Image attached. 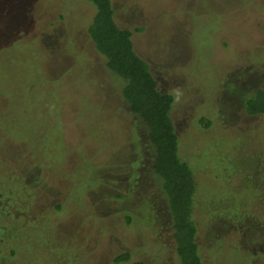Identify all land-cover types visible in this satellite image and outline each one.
Masks as SVG:
<instances>
[{
	"label": "rangeland",
	"instance_id": "374dc122",
	"mask_svg": "<svg viewBox=\"0 0 264 264\" xmlns=\"http://www.w3.org/2000/svg\"><path fill=\"white\" fill-rule=\"evenodd\" d=\"M112 2L158 88L174 96L205 263L264 264V117L242 105L264 88V0ZM93 16L84 0H0V240L66 190L68 204L88 207L58 217L90 254L82 264L125 251L176 264L145 127L89 37ZM25 198L34 202L22 211Z\"/></svg>",
	"mask_w": 264,
	"mask_h": 264
},
{
	"label": "trees",
	"instance_id": "16d2710c",
	"mask_svg": "<svg viewBox=\"0 0 264 264\" xmlns=\"http://www.w3.org/2000/svg\"><path fill=\"white\" fill-rule=\"evenodd\" d=\"M84 1L94 8L88 26L89 37L105 59L106 68L124 81L121 83L123 103L145 127L153 156L151 173L167 201L171 216L175 263L206 264L197 241L199 227L195 218L197 184L194 170L188 161L180 158L179 137L171 117L174 96L159 90L149 64L135 50L132 31L117 23L112 0ZM242 105L247 116L261 120L264 117V88L245 96ZM72 175L71 181H75L71 191L80 184L76 174ZM100 180L104 184V177ZM63 197L60 203L47 205L32 215L20 214L13 225L4 227L11 231L8 238L0 240L1 261L7 259L12 264H82V257L90 254L83 252L82 244L66 238L65 231L59 227L61 221L58 217L65 213L70 216L73 212L83 214L88 207L86 201L73 206L68 204L66 192ZM33 202L25 198L19 207L24 211ZM110 263L149 264L129 251L115 254Z\"/></svg>",
	"mask_w": 264,
	"mask_h": 264
},
{
	"label": "flooded vegetation",
	"instance_id": "af4514ba",
	"mask_svg": "<svg viewBox=\"0 0 264 264\" xmlns=\"http://www.w3.org/2000/svg\"><path fill=\"white\" fill-rule=\"evenodd\" d=\"M179 41H181V39L180 38H178V40H177V42H179ZM177 42H175V43H177ZM160 90V89H159ZM161 91V90H160ZM162 92V91H161ZM162 93H165V92H162ZM149 163H148V169H149V171H150V173H151V161H152V152H149ZM68 185V184H67ZM68 187V186H67ZM64 194H65V191H64ZM62 199H64V197L62 198ZM29 214V213H28ZM170 214V213H169ZM26 216V215H25Z\"/></svg>",
	"mask_w": 264,
	"mask_h": 264
}]
</instances>
